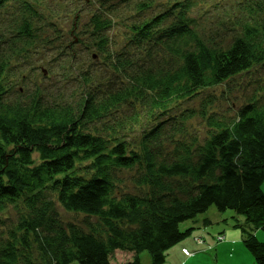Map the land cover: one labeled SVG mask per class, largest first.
I'll return each mask as SVG.
<instances>
[{"label": "trees", "instance_id": "trees-1", "mask_svg": "<svg viewBox=\"0 0 264 264\" xmlns=\"http://www.w3.org/2000/svg\"><path fill=\"white\" fill-rule=\"evenodd\" d=\"M257 6L263 13L264 0ZM140 7L144 9L146 4ZM180 7V20L167 34L174 45L184 47L176 50L180 63L173 71L159 76L147 70L138 72L141 79H135L130 87L108 91L100 99L87 91L77 109L48 106L40 100L5 102V64L0 63V211L25 197L30 213L17 230L35 236L47 264H112L116 251L132 254L126 264H141L143 251L150 254L151 264H163L167 251L190 236L197 229L198 216L212 206L219 212L234 213L232 218L254 264H264V241L254 235L256 230L264 233V106H257L258 100L252 98L231 120L207 116L211 130L204 144L191 149L180 143L176 153L181 147L184 154L173 161L157 162L150 148L165 129L166 120L174 119L168 114L148 129L139 150L129 149L124 129L118 125L104 124L101 134L90 130L89 124L110 121L112 109L137 92L151 115L162 117L176 100L220 86L264 63V19L253 26L245 24L226 48H218L197 39L182 18L186 5ZM165 17L167 14H161L135 26L134 37L145 41ZM91 23L102 47V33L110 22L93 16ZM23 25V32L30 35L29 24ZM192 115L187 112L181 119ZM136 166L143 170L136 184L148 186V193L114 196V171ZM181 179L188 182L187 187L178 184ZM174 188L181 194L196 191L183 199L174 194ZM48 191L56 194L65 210L98 217L106 238L82 232L74 225L65 230L56 220L46 222L48 205L42 202ZM125 221L129 225L121 227ZM186 221L192 226L182 231L180 225ZM211 224L207 217L201 220L202 226ZM45 226L48 235L41 236L39 229ZM21 241L28 247L27 237ZM16 262L13 243L0 248V264Z\"/></svg>", "mask_w": 264, "mask_h": 264}, {"label": "rangeland", "instance_id": "rangeland-1", "mask_svg": "<svg viewBox=\"0 0 264 264\" xmlns=\"http://www.w3.org/2000/svg\"><path fill=\"white\" fill-rule=\"evenodd\" d=\"M259 1L262 0H2L0 63L5 64L3 98L7 103L40 100L48 106L70 105L77 109L81 96L87 91H93L100 99L108 91L130 87L135 79H141L138 72L147 70L159 76L162 72L173 71L180 63V53L176 50H184V47L179 43L174 45L167 34L180 20L181 5H186L185 15L182 16L186 20L184 24L197 39L208 46L226 48L240 33L242 26H253L264 19V12L259 11L257 6ZM141 3L146 4L144 9L140 7ZM161 14H167V17L152 28L148 39L139 41L134 37L135 26L148 23ZM93 16H101L110 22V27L102 33L105 38L102 47H99V39L94 35ZM26 22L30 26V35L22 30ZM137 94L116 105L111 111L110 121L89 124L90 130H97L101 134L104 124L112 127L118 125L124 129L122 133L129 149L139 150V142L148 129L159 120L167 119L168 114L174 119L166 120L165 129L150 148L157 162L173 161L184 154L181 147L176 153L180 143L190 145L191 149L204 144L211 130L207 125V116L231 120L235 118L237 110L252 98L258 100L257 106H264V63L254 65L248 72L220 86L202 89L191 98L176 100L162 117L151 115L148 105ZM187 112L194 115L182 120ZM202 112L204 116L200 115ZM117 120L122 124L115 123ZM178 120L181 123H177ZM142 173V168L138 166L116 169L113 176L114 196H145L148 186L136 184ZM173 183L177 184V181ZM179 183L188 186L184 179ZM195 191L181 194L174 188V194L183 199ZM24 201L25 197H21L16 205L7 204L0 211V248L13 243L16 264H47L35 236L17 230L30 213ZM42 203L48 205L44 216L46 222L56 220L65 230L69 225H74L82 232L106 238L107 232L98 217L65 210L54 192H46ZM39 206H42L41 203ZM206 217L213 222L206 229V240L204 234H198L202 228L194 230L167 251L163 264L254 262L241 243V230L236 227L232 211L219 212L212 206L200 214L198 220ZM128 225L126 221L120 224L121 227ZM189 226L192 223L186 221L180 225V229L184 231ZM259 231L263 239L264 233ZM39 233L47 236L46 226L39 229ZM21 237H27L28 247L23 245ZM229 240L238 241L233 251L225 248ZM182 245L188 249L182 248ZM183 250L189 254H184ZM131 256V253L116 251L111 263L126 264ZM140 261L141 264H151L150 254L143 251Z\"/></svg>", "mask_w": 264, "mask_h": 264}, {"label": "crops", "instance_id": "crops-1", "mask_svg": "<svg viewBox=\"0 0 264 264\" xmlns=\"http://www.w3.org/2000/svg\"><path fill=\"white\" fill-rule=\"evenodd\" d=\"M213 223V222H212ZM212 225V224H211ZM196 226H197V229H195V230H198V229H200V228H202L203 230L202 231H198V234H204L203 235V237H204V239L206 240V229L208 228V226L207 227H205V226H202L201 225V221H199V223H197L196 224ZM260 231L259 230H256L255 232H254V235L257 237V239L258 238H260V241L261 240H264V238L262 239V237H260L261 236V234L259 233ZM197 233V232H196ZM219 233H221V232H219ZM259 240V239H258ZM227 242V245H225L226 247L225 248H229V249H232L237 243H238V241H236V240H229V241H226ZM241 243H242V236H241ZM224 245V244H223ZM182 248H187L188 249V247L187 246H185V245H182ZM181 248V249H182ZM218 248V247H217ZM231 251V250H230ZM232 251H233V249H232ZM182 253V252H181ZM183 254V253H182ZM250 264H254V262H251Z\"/></svg>", "mask_w": 264, "mask_h": 264}, {"label": "built area", "instance_id": "built-area-1", "mask_svg": "<svg viewBox=\"0 0 264 264\" xmlns=\"http://www.w3.org/2000/svg\"><path fill=\"white\" fill-rule=\"evenodd\" d=\"M183 252H184L185 254H189L187 250H183Z\"/></svg>", "mask_w": 264, "mask_h": 264}, {"label": "bare ground", "instance_id": "bare-ground-1", "mask_svg": "<svg viewBox=\"0 0 264 264\" xmlns=\"http://www.w3.org/2000/svg\"><path fill=\"white\" fill-rule=\"evenodd\" d=\"M72 34H73V31H72Z\"/></svg>", "mask_w": 264, "mask_h": 264}]
</instances>
